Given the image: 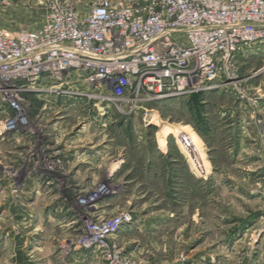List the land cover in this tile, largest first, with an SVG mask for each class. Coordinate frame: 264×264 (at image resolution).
I'll return each mask as SVG.
<instances>
[{
    "label": "rangeland",
    "instance_id": "obj_1",
    "mask_svg": "<svg viewBox=\"0 0 264 264\" xmlns=\"http://www.w3.org/2000/svg\"><path fill=\"white\" fill-rule=\"evenodd\" d=\"M68 1L85 15L97 0ZM46 13L44 0H13L2 8L0 25L11 34L32 30ZM259 48L236 57L227 87L149 105L153 121L142 110L122 116L113 108L103 126L109 149L98 165L68 163L49 121L60 110L74 125L96 107L61 110L44 92L19 93L27 118L22 129L36 136L19 149L0 141V264H16L10 240L21 239L28 264H264V45ZM6 107L0 100V118ZM245 125L251 136H242ZM102 185L111 191L96 201L98 210L108 218L132 216L129 228L111 237L118 263L108 251L78 243L86 221L96 219L84 216L88 209L79 200ZM6 237L9 246H2Z\"/></svg>",
    "mask_w": 264,
    "mask_h": 264
},
{
    "label": "built area",
    "instance_id": "obj_2",
    "mask_svg": "<svg viewBox=\"0 0 264 264\" xmlns=\"http://www.w3.org/2000/svg\"><path fill=\"white\" fill-rule=\"evenodd\" d=\"M12 1L0 0V17ZM44 2L39 27L11 34L0 25V100L11 111L0 118L1 132L27 125L23 91L83 100L107 114L142 110L153 121L149 105L227 87L236 57L264 45V0H97L85 15L68 0ZM110 191L102 185L79 200L84 216L96 219L86 221L78 243L118 263L111 237L132 216L98 210L96 201Z\"/></svg>",
    "mask_w": 264,
    "mask_h": 264
},
{
    "label": "crops",
    "instance_id": "obj_3",
    "mask_svg": "<svg viewBox=\"0 0 264 264\" xmlns=\"http://www.w3.org/2000/svg\"><path fill=\"white\" fill-rule=\"evenodd\" d=\"M37 96L41 98L40 94ZM43 99L47 100V102L53 101L54 107L60 108L61 110L62 109L64 110V108L66 109L71 106L76 108H84L83 105L86 104L82 100H74V99L69 100L62 98V99L53 100L45 97ZM7 109L10 110V108L6 107V110ZM6 110L4 109L1 112V114L7 115ZM230 112L234 113L233 111ZM85 113L86 116L83 117V120L77 122L74 125H70V122L67 121L70 114H67L66 112L64 113V111L62 112L60 110L55 112L54 114H56V116L52 115L53 117L49 120L50 122H52L51 124L53 126L52 133L56 137L55 142H58L59 148L63 150L65 159L67 160L68 163L73 165L74 168L78 167V164L80 163L82 164L84 163L86 164V166L98 165L96 164L97 162H101L103 164L105 162L104 153L108 152L109 149L110 139L108 138L109 137L108 128L103 127L106 126L108 123L110 117L108 115L109 113L107 114L101 111L95 112L94 109H91ZM44 119H46V117H44ZM245 119L252 120L253 114H250L249 118H245ZM75 127H78V129H76ZM241 132H242V136H247V135L251 136L252 134L248 125L247 126L245 125ZM10 135L11 136L14 135V136L10 138ZM34 136H36L35 132L30 131L29 129H21L19 132H15V133L0 131V141L8 144L11 147V149L28 147L30 140H32ZM242 136H241V141H242L241 144L244 143V138ZM13 140H16L18 144L12 146ZM20 140L22 142L19 143ZM98 153H100L101 157H99ZM95 157L98 158L94 159ZM123 164H124L123 160L119 161L117 168L120 169V167ZM186 165L187 167H189V163L186 162ZM110 176L112 175L110 174ZM128 179H126V182ZM150 227H151L150 229L154 228L155 223L151 224ZM128 228L129 227L124 226L120 231H125ZM25 241H26V245H28V240ZM0 242H2V240H0ZM20 242L21 244L20 243L17 244L16 242H14V240H10L11 243L10 247L12 248V246L14 245L17 248L15 250V255H12L14 256L12 258V261H14V263L16 264H28L29 260L27 256H25L24 254V239H21ZM3 245L9 246V241L7 240V237L6 239L3 240L2 246ZM19 247H21V249H19Z\"/></svg>",
    "mask_w": 264,
    "mask_h": 264
}]
</instances>
